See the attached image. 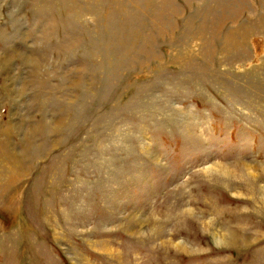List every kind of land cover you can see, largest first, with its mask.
I'll list each match as a JSON object with an SVG mask.
<instances>
[{
    "label": "rangeland",
    "instance_id": "374dc122",
    "mask_svg": "<svg viewBox=\"0 0 264 264\" xmlns=\"http://www.w3.org/2000/svg\"><path fill=\"white\" fill-rule=\"evenodd\" d=\"M0 264H264V0H0Z\"/></svg>",
    "mask_w": 264,
    "mask_h": 264
}]
</instances>
